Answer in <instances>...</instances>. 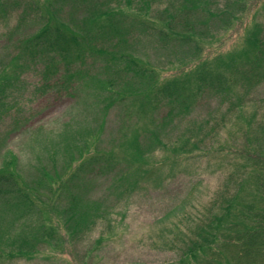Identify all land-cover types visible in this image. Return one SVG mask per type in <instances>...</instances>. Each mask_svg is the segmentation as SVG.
<instances>
[{"label": "rangeland", "instance_id": "obj_1", "mask_svg": "<svg viewBox=\"0 0 264 264\" xmlns=\"http://www.w3.org/2000/svg\"><path fill=\"white\" fill-rule=\"evenodd\" d=\"M107 1L122 7V1L128 0ZM145 1L150 6L147 15L152 18L166 17L167 11L176 18L186 14L182 7L185 0ZM131 2L123 8L129 12L123 17L125 24L129 27L134 19L140 21L129 31L132 53L155 68L159 83L194 76L206 61L208 67L234 75L230 89L204 91L188 111L175 113L165 125L160 122L167 107L160 106L152 116L159 122L156 126L161 127L165 143L136 159L134 168L142 160L139 175L120 163L113 173L90 169L83 176L81 192L86 200L107 208L105 217L97 218L75 239H68L59 224L57 230L64 238L57 245L39 244L29 257L2 256L0 264H264V252L253 247L255 252L244 255L239 242H231L227 236L232 231L230 225L241 219V226L257 230L259 246L264 244L263 215L245 216L249 202L264 214V192L256 189L259 168L252 163L256 152L263 153L260 157L264 159V75L250 61L258 46L252 38L264 43V0H245L242 7L234 9L235 19L222 25L214 18L208 26L198 25V18L209 15L204 8L206 0L200 2L199 10L193 9L196 31L212 34L207 31L198 37L202 43L198 57L181 50L182 46H164L151 38L142 26V17L131 13L142 7V1ZM17 21L16 15L0 19V69L15 72L4 96L9 107L0 108V165L4 159L16 157L19 173L28 181L41 169L51 177L61 172L66 175L72 168L67 149L75 151L86 138L93 137L97 141L89 143L91 150L114 149L127 157L125 138L138 135L143 140L145 130L153 124L148 116L135 111L131 100L103 107L106 92L97 81L85 82L87 77L101 79L99 75L105 74L102 58L86 57L72 64L81 71L74 77V93L65 94L63 88L59 90L63 62L59 60L57 74L43 78L44 58L53 52L41 50L35 56L32 51L24 52L19 39L31 35L34 28L30 21L19 28ZM17 56L23 66L10 67ZM191 57L187 64L182 62ZM254 71L258 75L254 76ZM185 136L191 141L202 138L199 149H174ZM229 200L233 207L217 229L214 215L222 213ZM48 217L54 223L62 222L60 216ZM209 221L213 222L215 242L189 254L188 247L201 238L199 231L208 229ZM23 223L24 218L19 220L13 214L0 217V227L8 226L13 233ZM6 239H0V250L6 247Z\"/></svg>", "mask_w": 264, "mask_h": 264}, {"label": "trees", "instance_id": "obj_2", "mask_svg": "<svg viewBox=\"0 0 264 264\" xmlns=\"http://www.w3.org/2000/svg\"><path fill=\"white\" fill-rule=\"evenodd\" d=\"M131 1L122 2L126 6L130 5ZM141 1L142 7L134 9L131 13L134 17L135 15L142 17L144 21L142 26L151 38L160 40L159 42L165 44L164 46L177 44L184 47L181 50L188 51L189 55L199 56L202 43L198 37H204L208 30L196 31L197 24L193 18L196 12L194 13L193 9L196 7L198 11V4L203 0H185L182 7L186 14L180 18H176L174 13L168 11L165 12L166 17L163 15L164 17L152 18L146 12L150 8L149 4L145 0ZM118 2L120 3L121 0ZM209 2L211 0H206L204 7L209 11V15L198 18V25L208 26L214 18H219L222 25H225L227 20L237 17L234 9L245 4V0H223L220 3L213 2L212 5V2ZM125 6L114 5L107 0H0V19L16 15L17 27L21 28L22 24L28 21L33 25L32 34L19 39V45L24 52L32 51L34 56L41 50L47 49L48 52H53L48 53L44 58L43 78L57 74L60 70L57 65L61 60L63 66L59 90L63 88L66 91L65 94L72 95L76 90L74 77L81 71L73 69L72 64L86 57L94 59L96 56L100 57L104 61L105 74L99 75L101 79L97 76L87 77L85 82L97 81L103 93L106 92L103 107L107 109L111 105L131 100L136 106L135 111L140 115L148 116L153 124L145 130L143 140L138 135L125 138L124 149L128 151L127 157L122 156V158L114 149L91 150L89 143H96L97 137L91 140L86 138L82 146L75 151L67 149L71 156L68 165L72 168L66 175L61 172L51 177L45 169H41L35 179L28 181L19 173L16 157L4 159L0 165V217L4 214L6 216L13 214L19 220L24 218L26 224L23 223L22 228L15 230L14 233L9 231L8 226L3 229L0 227V239L7 237L6 247L0 250V253L5 255L0 254V257L6 255L8 258L29 257L38 249L39 244L57 245V241L64 238L57 230L59 224L62 225L68 239L77 238L85 228L92 226L97 218L105 217L104 213L107 211V208L98 205L96 201L86 200L84 193L81 192L82 179L87 170L110 174L120 163H123L126 165L125 170L137 171L135 173L139 175L142 160L134 168L136 159L165 143L162 139L161 127L156 126L159 122L152 116L160 106L167 107L164 121L160 122L165 125L168 118L171 119L175 113L179 115V112L188 111L198 95L204 91L219 92L230 89L229 82L234 75H227L219 67H208L209 62L206 63V61H203L204 65L197 70L195 77L191 75L172 78L159 83L155 68L132 53L129 31L135 27L136 23L140 25V21L139 18L134 19L131 26L127 27L123 17H126L129 12L123 9ZM210 34L212 33L209 32L208 35ZM252 41L255 46H258L250 61L252 60L255 63L254 66L259 68L257 69L259 73L264 75V43L256 36L252 38ZM190 59L192 57L182 62L187 64ZM19 62L17 56L13 62L14 65L10 67L23 66V63ZM7 69L5 67L0 69L1 109L9 107L4 102L7 99L4 96L7 84L11 83L12 75L15 74V72L9 74ZM256 75L258 72L254 71V76ZM201 140L202 138L197 136L196 140L191 141L185 136L182 140L179 138V143L174 146V149L188 150L191 147L199 149ZM261 155L256 152V155L252 156L254 159H250H253L252 163L259 168L256 189L264 192V159L260 157ZM130 162L131 164L128 165ZM232 203L233 201L229 200L224 211L214 215L217 220L215 224L217 229H220L224 216L230 213ZM254 208V204L249 202L245 216L263 215L264 217V214H260L259 210ZM48 214L60 216L59 219L62 222H52ZM235 215L237 216V213ZM238 215L241 217V211ZM212 225L213 222L209 221L208 229L204 227L200 229L198 236L201 238L195 239L188 247L189 254L195 255L196 250L206 249L210 241H214L216 234L212 230ZM248 226H241V219L238 222L235 221L230 225L231 234L227 236L231 242H239L242 247L240 252L244 255L255 252L251 249L253 247L264 252V244L259 246L257 243L259 233L257 230L249 229ZM216 231L220 232V230Z\"/></svg>", "mask_w": 264, "mask_h": 264}]
</instances>
